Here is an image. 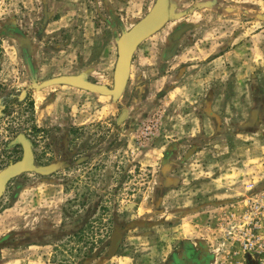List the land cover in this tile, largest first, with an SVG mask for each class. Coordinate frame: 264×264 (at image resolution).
Here are the masks:
<instances>
[{
	"label": "rangeland",
	"instance_id": "rangeland-1",
	"mask_svg": "<svg viewBox=\"0 0 264 264\" xmlns=\"http://www.w3.org/2000/svg\"><path fill=\"white\" fill-rule=\"evenodd\" d=\"M169 1L114 98L42 84L113 88L117 42L156 0H0V172L24 141L57 166L7 185L0 264H237L226 211L264 186V0ZM58 113L89 121H45Z\"/></svg>",
	"mask_w": 264,
	"mask_h": 264
},
{
	"label": "water",
	"instance_id": "water-1",
	"mask_svg": "<svg viewBox=\"0 0 264 264\" xmlns=\"http://www.w3.org/2000/svg\"><path fill=\"white\" fill-rule=\"evenodd\" d=\"M170 17V1L156 0L149 13L136 23L129 31L124 32L117 42L118 57L114 70V85L110 88L88 80L85 75H65L48 80L42 84V88L56 85H65L85 91L97 92L103 96L119 98L128 84L132 60L138 47L149 37L156 34L168 22ZM23 158L11 164L0 172V200L9 182L16 177L28 173L38 172L48 175L57 169L56 165L37 168L34 162V154L31 146L24 141ZM120 237L114 239L113 247L116 248Z\"/></svg>",
	"mask_w": 264,
	"mask_h": 264
},
{
	"label": "built area",
	"instance_id": "built-area-1",
	"mask_svg": "<svg viewBox=\"0 0 264 264\" xmlns=\"http://www.w3.org/2000/svg\"><path fill=\"white\" fill-rule=\"evenodd\" d=\"M227 212L223 246L239 257L237 264H264V186L248 183L240 205Z\"/></svg>",
	"mask_w": 264,
	"mask_h": 264
},
{
	"label": "crops",
	"instance_id": "crops-1",
	"mask_svg": "<svg viewBox=\"0 0 264 264\" xmlns=\"http://www.w3.org/2000/svg\"><path fill=\"white\" fill-rule=\"evenodd\" d=\"M246 45V44H245ZM245 45L244 46H240L239 48H237V49H235V50H233L232 52H230L231 54L232 53H241V51H243L244 50V48H245ZM223 57H225L226 58V61H228V59H230V54H228V53H226ZM241 67H244V66H241ZM71 88H74V87H71ZM74 89H76V90H78V91H84V90H81V89H78V88H74ZM41 91V90H40ZM53 91H55V90H53ZM57 92H58V94L57 95H60V96H62L61 95V90H56ZM76 93V92H75ZM58 97V96H57ZM61 99L63 98V97H60ZM67 103L65 102V105H66ZM63 112V111H62ZM61 112V113H62ZM60 113H58V114H54V116H55V118L54 117H52V115L51 116H49V117H45L44 119H45V121H50L51 122V125H56V126H62V125H64V124H69V125H73V126H78V125H83L84 123H87V121H89V120H86L84 117H81V116H77L76 114H74V116H73V114H71V113H69V115H70V117L68 116V115H66L65 117H67L66 119L63 117L65 114H60ZM63 117V118H58V117ZM168 227H170V228H167L166 229V231L167 232H171V231H173V229H172V226L171 225H169ZM198 227V226H197ZM178 227H176V229H177ZM211 228V227H210ZM179 229V228H178ZM176 232H178V230L176 231ZM183 239L184 238H180L179 237V235H178V238H177V242H175L174 244H176V245H178V244H180V243H183ZM200 237L198 236L197 238H194L193 239V245H194V247H195V249H197V247L199 246V243H200ZM168 242H169V240H168ZM173 242V241H172ZM46 247L47 245H30L29 247L31 248V247ZM193 254H194V256H193V258H192V263L194 264V263H196V264H198L199 263V257H196L195 256V252L193 251ZM210 260H212V258H211V256H210ZM49 263H45V264H55V263H51L50 261H48Z\"/></svg>",
	"mask_w": 264,
	"mask_h": 264
}]
</instances>
